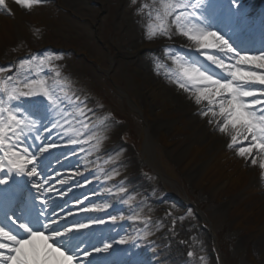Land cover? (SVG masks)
<instances>
[{"label":"rangeland","instance_id":"374dc122","mask_svg":"<svg viewBox=\"0 0 264 264\" xmlns=\"http://www.w3.org/2000/svg\"><path fill=\"white\" fill-rule=\"evenodd\" d=\"M206 1L208 0H204L203 4ZM161 2L163 0H137L136 4H133L132 0H44V3L53 6V10L59 15L62 24L52 30L30 24L34 30L33 35L18 34L17 32L18 40L9 43L6 46L8 49L5 48L4 54L0 56V80L7 77L23 78L30 75L33 67L27 65V61L38 62L47 60L49 56L60 57L59 60L54 59L47 65L49 68H56L60 71V85H56L57 78L54 74H50L46 70L41 72L45 77L51 76V79L48 80L49 85H54L57 94L60 96L66 91L73 99L78 97L84 104L87 103L93 112H96L97 123L102 127V130L107 128L106 125L113 126L116 141L110 147V149L114 148L113 154L117 155L122 150L136 162V175L138 174L137 177H140L137 185L142 182L145 187L150 186L149 188L154 189V185L158 184L159 190L163 193L155 201H149L148 196L144 198L142 194H138L129 204L132 205V203L135 204L140 201V209H144L147 203H149V208L154 206V203L158 206L169 205L175 210L173 216L175 223L190 218L196 220L201 235L191 236L187 241V246L188 254L192 253V256L198 259L197 262L203 264L207 262L212 264H250L249 259L244 256L246 249L242 244L246 237H241L240 232L232 224L228 209H218L216 203L212 201L214 198L212 193L200 190L196 177H193L196 168L182 169L181 160L174 157L170 150L162 146L158 147L159 145L155 150L156 164L152 163V165L147 161L144 152V144L147 141L145 131L147 130L150 135L152 134L154 140V134L159 135L161 128L167 131L174 130L173 125L163 124L167 122L154 123V104L156 102L154 103V97L149 93V87H146L147 84L154 85V73L157 72L154 65L163 63L167 68H171L172 55H184L191 58L198 56L196 53L184 54L182 50L176 49V52L171 51L168 58H165L163 46L167 42L159 43L154 47V40L146 38L147 25L155 23L149 18V10L158 7ZM142 5L149 6V9L137 14ZM216 28H218L217 25H213L211 30H216ZM230 32L231 29L226 31L228 34ZM161 40L168 41L166 38ZM144 43L150 44V46H143ZM240 48L243 55H263L264 53V47ZM119 51H122L121 56H119ZM157 52L161 53L159 57L156 56ZM22 63L26 64L27 71L21 68ZM116 85L128 93L136 106L129 103L117 90ZM20 87L22 88L23 85L21 84ZM174 87L169 85L168 91ZM175 91L179 90L174 89L173 92L169 93L172 98L177 100L179 98L176 97ZM24 98L29 100L28 106L33 104L42 110L38 111V114L34 112L28 117L29 120L39 117L40 119L35 122L39 125L40 121H44L43 123L47 125L50 120L55 119V115L49 110L47 101L43 100L42 97H21L19 104ZM176 105L177 103L174 109H179ZM12 106L16 107L15 104ZM61 106L63 107V105ZM25 110L27 111L28 107L23 111ZM90 126L91 123H87V132L92 131L91 128L89 129ZM66 130L70 133L69 137L66 138L67 143L61 136L53 137L52 134L45 144H40L38 141V134L40 137L43 136L39 128L29 129L25 127L23 130L27 134L26 139L32 141L29 145L31 150L40 149L43 145H62V148H68L72 145V149L61 151L62 155L53 161L55 165L50 170V172L54 170L50 175L55 176V184L62 180L68 181L67 186L70 188L63 189L69 188L67 190L69 191L68 197H72L64 208H57L51 204L48 206L49 210L61 215L78 212L79 208H83L85 205L104 210L101 212L102 215L98 217L85 213L87 216H80V219L67 224L71 227L78 226L81 222L92 225L100 219L116 218L120 220L123 217L121 220H124L125 217L132 215V212L127 213L129 204L125 203L126 200H123L124 207H118L121 191L117 188L110 189L114 181L120 180L119 177L122 175L118 173L115 177L108 175L105 176L106 178L102 175L104 171L101 160L102 148L106 147L104 151H107L109 144L103 142L98 146L90 145L93 147L89 148L88 144H91L92 141L84 138L86 131H83V126L79 123L71 129H60L61 132ZM81 131H83L82 135L80 134ZM53 138H55V143H52ZM188 138L189 136L179 139L173 149L180 148ZM85 139L87 140L86 143L79 142ZM239 146L246 147L248 143L245 142ZM63 158L67 160L66 164H63ZM73 158L76 159L74 165L68 164L69 159ZM56 165H63V167L55 171ZM163 174L172 183L178 185L181 195L164 180ZM123 180L125 181V179ZM127 181L131 183V179L128 178ZM55 184L51 183L48 186L52 188L54 203L63 204L66 200L63 193L67 191H60L61 188L56 187ZM137 185L135 187H138ZM138 191H141L140 188ZM101 197L103 198L100 199ZM107 197L108 202L105 204ZM184 197L189 202L186 205H181L178 200ZM203 199L206 200L204 207L197 206L196 201L199 202ZM71 203L76 204V207L71 206ZM125 227L130 228V230H125ZM143 227L144 223L137 218H127L126 223L111 225L110 231L114 233V236L110 234L106 239L102 238L98 247L102 248L106 244H111L112 247L109 250L113 251L112 249L119 245L120 241L126 243L132 241V244L120 251L121 257H118V260L111 259V262L107 264H113V262L114 264L154 263L157 250L163 249L164 245L159 243L158 247L154 248L148 244V238L144 236L134 237L137 231L140 232ZM131 228H135L134 231ZM158 230L154 231V235ZM147 231L143 232L144 235H147ZM98 236L103 235L100 232ZM251 240L255 241L253 238ZM83 241H85V237L82 239ZM85 246L86 249H91L93 252L97 248H87L86 241L81 244L82 248ZM122 257L124 259H121Z\"/></svg>","mask_w":264,"mask_h":264},{"label":"snow or ice","instance_id":"6c2138e0","mask_svg":"<svg viewBox=\"0 0 264 264\" xmlns=\"http://www.w3.org/2000/svg\"><path fill=\"white\" fill-rule=\"evenodd\" d=\"M136 2L132 0L133 4ZM13 3L30 12L34 7L43 6L44 0H13ZM203 3L204 0H163L158 7L149 10V18L155 23L147 25L146 38L154 40L158 36L169 38L176 35L189 43V51L199 54L195 58L172 55V67L163 74L199 108L196 114L201 119L208 117L207 123L227 137L228 149L234 150L235 145L247 141L248 146L235 149V155L245 161L246 166H254L258 161L261 175L264 176V55H243L241 48L230 44L225 38L227 33L222 28L211 30L212 25L205 15ZM148 9L149 6L142 5L137 14ZM0 10L7 16L12 15L7 0H0ZM227 20V17L221 16L216 22L223 25ZM170 52L171 47L165 46V58H168ZM54 59L59 60L60 57L49 56L47 60L27 61L26 64L33 67L30 75L0 80V186L9 183L7 177L26 176L31 187L39 192L47 179L37 168L42 166L50 146L31 150L29 145L32 141L26 139L27 134L23 131L25 127L46 130L53 137L59 135L66 143L70 133L68 130L61 132V128L71 129L79 123L83 131H87V119L90 117L85 111L84 102L78 97L73 99L66 91L62 96L58 95L56 87L48 83L51 76L41 74L42 70L54 74L56 85H60V71L47 67ZM26 64H21L25 71L28 70ZM163 67L157 63L158 69ZM27 96H39L47 101L55 119L47 125L43 121L38 125L35 121L39 117L29 120L28 117L32 115L30 112L18 110L21 97ZM38 141L40 144L46 143L39 134ZM79 142L86 143L87 140ZM48 191L51 193L52 188ZM2 192L3 188H0ZM38 203L42 207L34 221L31 218L20 219L26 208L22 206L21 210L6 217L4 223L0 224V264H82V261H90L94 255L105 253L112 247L106 244L102 248L97 247L95 252L84 249L78 238L93 226L83 222L76 227L62 224L68 220L69 215L97 213L103 209L85 205L83 208L77 206L79 211L69 215H54L45 210L47 200L42 199ZM111 223H115V220Z\"/></svg>","mask_w":264,"mask_h":264},{"label":"bare ground","instance_id":"6f19581e","mask_svg":"<svg viewBox=\"0 0 264 264\" xmlns=\"http://www.w3.org/2000/svg\"><path fill=\"white\" fill-rule=\"evenodd\" d=\"M7 3L12 15L7 16L2 10H0V56L4 54L5 48L8 49L6 46L9 43H14V41L18 40V36H16L17 32L18 34L25 35L34 34V30L30 27V24L35 27L46 28L49 30L62 24L59 15L54 12L53 6L51 7L49 4L43 3V6L34 7L31 12H29L20 9L13 3V0H7ZM260 10L264 14V0L261 3ZM216 16L220 17V14L217 13ZM208 22L211 23L210 20ZM239 27L241 26H237L236 29H239ZM172 31L174 32V29H172ZM236 31L239 32L238 38L240 39L243 36L239 35L241 29ZM163 38L164 37L158 36L154 39V47L159 43L170 42L184 48L187 52H192L189 51L191 46L182 37L171 35L169 38H166L168 41H162L161 39ZM249 39L250 38H243L242 41L244 46L260 47L259 44H254V41ZM142 45L150 46V44L147 43ZM163 48L165 49V47ZM171 51H175V48L171 47ZM121 54L122 51H119V56H121ZM160 55V52L156 53L157 57ZM159 64H162L164 67L158 69L157 64L154 65V68L157 71L154 73V85L147 84L146 86L149 87V93L154 97V103L156 102L154 104V123L161 124L162 122H167L163 124L173 125L174 130L167 131L166 129L161 128L159 130L161 131L159 135L154 134V140L152 138L153 135H150L149 132L147 133V141H145L144 144V152L147 161L151 164H156L155 150L157 145H159L158 147L162 146L165 149L170 150L174 157L181 160L180 163L182 169L196 168V173L193 174V177H196L200 190L202 192L212 193L214 197L212 201L216 203L218 209H228L232 224L237 231L240 232L242 235L241 237H246L245 241L242 243L246 249L244 256L249 259L250 264H264V176L261 175L259 166L256 164L248 167L246 166L245 161L235 155V149L241 148L239 144L234 146V150L228 149L226 146L228 142L227 137L216 132L212 126L207 123L209 119L208 117L201 119V116L196 114L199 112V108L188 99L187 95L175 91L176 97L179 99L175 100L170 96L169 92H173L176 87H174V85L169 82V78L163 74L166 69L170 68H167L163 63ZM158 72L161 74L158 75ZM169 85L174 87L171 91H168L170 89ZM176 103V107L179 109H174ZM85 105V111L87 112L88 117H90V119H87V123H91L89 129L91 128L92 130L90 132L86 131V134L84 135V138H88L92 141L91 144H88V147L92 148L93 146L90 145L98 146L103 142H106L107 145L109 144V149L107 151H104V148L106 147L102 148L101 160L102 165L104 166L103 173L114 177L118 173L122 175L119 177L121 178L120 180L114 181L113 185L110 186V189L117 188L128 198L142 194L144 198L145 196H148V198H150L149 201L159 199L163 193L159 190L158 184L154 185V189L149 188L150 186L145 187L142 182L137 185V181L140 177H137L138 174L136 175V162L129 157L130 155L128 156V154H125L122 150L117 155L113 154L114 148L110 149L111 145L116 142L113 126L106 125L107 128L102 130V127L97 123L96 112H93L92 108L89 107L87 103H85ZM201 107L204 106L202 105ZM46 136L51 138L52 134L43 131V138L48 140ZM188 136L189 138L180 148L176 150L173 149L179 139L187 138ZM245 142L247 141H244L243 143ZM57 146H50V149L57 148ZM47 155L48 153L45 154L43 161L48 159ZM57 155L60 157L62 154L61 152H58ZM65 158H63V164H66L67 160H65ZM52 160L54 159L49 157L47 166H45L47 169L44 173H47L48 170L53 167ZM250 160L251 157L249 158V163ZM75 161V158L69 159L68 164L74 165ZM62 167L63 165H56L55 171ZM120 170L123 171L119 172ZM14 176L15 175L11 176V178ZM44 176L46 177V175ZM162 176L164 180L172 186L179 195H181L178 185L172 183L166 175L163 174ZM54 177L55 176H48L44 181L42 190L39 192L37 191L38 193L34 196V204H32L31 201L28 202L31 211L33 206H37V208L40 206L38 202L41 197L48 202L54 200L52 193H49L48 191V186L51 183L55 184L54 181H56V179ZM19 178H22L24 183H27L28 181L26 176ZM128 178L131 179V183H128ZM122 179H125V181H122ZM49 181L51 182L47 184ZM55 185L56 187L61 188L60 191L64 192L70 188V186H67V180H65V183L63 184L57 182ZM135 185L138 187H135ZM10 186H12V184H9V187ZM0 187L4 188L5 186ZM66 187L69 188L64 190L63 188ZM139 188L141 191H138ZM68 192L69 191L63 193V197L65 196V199L68 200L69 203V199H71L72 196L68 197ZM102 198L103 197L100 199ZM107 201L108 199H105V204ZM205 201L206 200L204 199L199 200V202L196 201L197 206L204 207L203 205ZM188 202L189 201L186 197L178 200V203L181 205H186ZM21 203V201L18 202V204ZM139 204L140 201L134 204L136 210L129 216L135 217L137 220L144 223V227L138 232L140 234H138L136 238L141 236L148 238V244L154 248L158 247L159 243L164 245L163 249L157 250L154 263L148 264H203L197 262V258L192 255L189 256L188 254V239L197 234L201 235L196 220L190 218L189 220L186 219L184 221L182 219L183 221L180 223H175L173 218L175 210H173L171 206H158L154 203V206L149 208V203H147V206L144 209H140ZM75 205L76 204L71 203V206ZM127 209H131L130 206ZM188 216L190 217L189 213ZM127 229L130 230V228ZM145 230H148L147 235H144L143 233ZM155 230H158L156 235H154ZM91 232V229L87 231V233ZM252 238L255 239V241L251 240ZM97 243L98 241L94 242V244ZM205 264L212 263L207 262Z\"/></svg>","mask_w":264,"mask_h":264}]
</instances>
